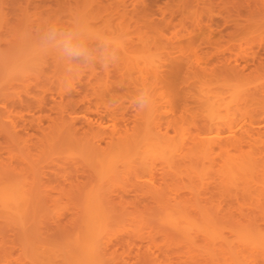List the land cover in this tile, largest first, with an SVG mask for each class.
Returning <instances> with one entry per match:
<instances>
[{"label": "rangeland", "instance_id": "374dc122", "mask_svg": "<svg viewBox=\"0 0 264 264\" xmlns=\"http://www.w3.org/2000/svg\"><path fill=\"white\" fill-rule=\"evenodd\" d=\"M77 16L84 18L93 32L104 31L122 37L120 60L115 66L106 70L97 66L73 77L67 74L64 65L54 55L37 57L33 54V41L25 39V34L34 38L45 23L56 21L67 26ZM232 69L247 72L250 77L237 80L236 77L226 76L225 70L229 74ZM86 84H91L94 90H88L91 88ZM145 86L150 89L151 104L141 111L133 106V98ZM76 89L88 91L93 102L92 109L95 108L94 103L102 108L110 105L114 109V118L100 117L98 125L96 122L99 119L94 113L81 105L74 106L80 98ZM113 94L118 100L113 104L116 105L114 108L112 103L109 104L114 99ZM183 96L187 98L183 99L186 101H181ZM71 102H74L73 106ZM182 102L188 103L190 108L184 109ZM174 103L177 104L176 109ZM57 105L63 107V114ZM117 105L121 108L119 112ZM41 106L49 108L43 112ZM123 114H127L126 118L130 120L127 118L123 123ZM129 116H133L135 121ZM67 119H75L76 126L82 125L84 128L90 122L95 131L99 128L106 134H78L79 140L75 138L72 141V135L67 130L63 132L65 129L61 130ZM33 121L39 122L38 125L42 122L43 132L36 128L37 124L34 126ZM12 126L17 130L22 129L15 136L23 134L22 137L32 138L28 143V139L23 137L27 149L18 146L21 140V143L13 140L12 132L16 130ZM205 126H208L207 131ZM24 127L31 131L24 130ZM256 131L264 133V0H0V166L4 169L5 164L11 172L9 174H13L16 181L11 180L10 185L17 183L15 185L21 188L32 185L31 189L26 190H32L34 186V193L39 192L47 197L36 198L35 205L33 201L24 204L26 208L22 207L23 211L20 212V208L13 206L16 211L11 210V206L6 207L7 204L0 200V211H4L0 213V264H55L57 260L59 264H70L74 261L73 255L80 257L74 250L77 244L75 240L78 244L85 243L86 235L90 232L100 233V237L102 235V240H98L102 245H97V248L106 249L100 248L103 250H100L102 256L104 251L107 252L103 264L107 261V264H216V256L225 257V253L214 252L213 246L218 250L224 247V250L221 249L223 251L229 247L226 258L231 264L242 260L249 261V264H263L264 252L261 254L256 250L259 248L248 244L253 238L256 241L264 237V233H261L264 230V214L258 215L259 210L254 212L264 201V136L255 134ZM112 132L115 134H110ZM215 134L225 137L253 135V139L241 149L212 147L211 152L206 151V155L193 150L201 138ZM98 135L106 137L108 141H104V138L100 141L108 157L106 160L101 158L104 164L103 161L96 162L93 157L94 148L99 144ZM111 135L115 136L113 142L109 143ZM141 137H145L141 139L142 142ZM134 139L136 141L132 143ZM157 150H160L158 155ZM207 152L210 154L207 155ZM234 159L251 164L253 178L248 181L250 186L257 188L250 194H239L246 204L242 208L252 209L251 215H240L239 206L234 201L231 205L236 214L234 212L232 221L228 215L224 219L223 213L229 198L226 197L229 194V191L225 192L226 187H232L229 185L232 182L228 165ZM32 162L37 164V168ZM100 165L102 167L99 168ZM100 169L104 170L103 174ZM88 173L95 175L90 176L94 180L88 179ZM103 175L107 176L106 180L100 179L104 178ZM71 182L73 185L80 182L76 186L87 195L82 193V198L79 195L74 198L78 187L71 189ZM149 185L155 186L164 203L165 200L184 203L193 213L181 216L187 225H182L181 217L171 216L172 212H164L168 216L162 214L163 205L159 207L158 204L163 201L149 198L155 205L150 200H142V190ZM91 190L98 195L100 190L101 196L104 195L108 202L99 197L101 201L97 199V203L94 196V199L89 197L94 195ZM1 193L2 190L0 196H3ZM257 197L262 198L261 203L255 201ZM141 201L147 204L139 203ZM106 203L111 204L108 206ZM200 207L206 209V215H199ZM7 210L11 214L5 218ZM92 210L98 216L89 213ZM216 211H221L222 214L218 215L223 223L220 219L217 222L220 217L215 214ZM15 213L21 217L19 219H23L11 220L13 216L16 217ZM188 216L196 220H189ZM84 218L90 221L94 218V224L90 225L89 220L88 224ZM22 222L23 225L20 224ZM253 222L263 229L260 230L256 224L257 231L249 228L253 227ZM237 225L240 226L235 227ZM178 227L181 229L179 232L176 231ZM214 229L218 230L215 234ZM206 232H209L208 235L212 233L208 236L210 240L203 237L207 236ZM72 234L76 236L73 235L75 239L71 238ZM239 241L240 244L247 241L246 244L255 250L248 246L249 253H246L247 247L238 244ZM39 246L43 250L38 249ZM56 250L61 252L60 255ZM65 250L70 254L72 252V255L68 257ZM51 251L58 254H54L56 258H52ZM206 251L208 255H205ZM255 253L262 256L255 258ZM251 254L256 260L250 263L252 258L248 255ZM245 256L249 258L245 260ZM224 257L220 258L218 264H226Z\"/></svg>", "mask_w": 264, "mask_h": 264}, {"label": "bare ground", "instance_id": "6f19581e", "mask_svg": "<svg viewBox=\"0 0 264 264\" xmlns=\"http://www.w3.org/2000/svg\"><path fill=\"white\" fill-rule=\"evenodd\" d=\"M207 39H208V38H207ZM212 42H213V41H212ZM212 42H211V44H212ZM208 43H209V42H208ZM218 53H220V52H218ZM217 55H218V54H217ZM217 55H216V56H217ZM220 55H221V54H220ZM222 56H223V55H222ZM212 57H214V56H212ZM220 57H221V56H220ZM209 59H210V58H209ZM220 63H221V61H220ZM217 66H218V64H217ZM238 68H239V67H238ZM242 68H243V67H242ZM226 69H227V68H226ZM229 69H231V68H229ZM244 69H245V68H244ZM226 73H227V72H226V70H225V75H226V76H229V77H231V78H233V77L235 78V77H236L235 79L238 78V79H240V80H241V79L243 80V78H246V77L248 76V75H247V72H246V74H245L244 71H242V70H238V69H237V70H235V69L233 70V69H232L231 71H229V74H230V75H229L228 73H227V74H226ZM50 74H51V73H50ZM53 74H54V73H53ZM231 75H232V76H231ZM249 75H251V74H249ZM46 76H47V75H46ZM47 77H48V76H47ZM49 77H50V76H49ZM93 77H94V76H93ZM248 77H250V76H248ZM248 77H247V78H248ZM162 78H163V77H162ZM166 78H167V76H166ZM238 79H237V80H238ZM90 81H91V80H90ZM90 81H88V82H90ZM176 81H177V80H176ZM176 81H175V83H176ZM165 82H166V81H165ZM90 83H91V82H90ZM169 83H170V82H169ZM82 84H83V82H82ZM170 84H171V83H170ZM86 85H88V84H86ZM90 85H91V84H90ZM90 85H88V86L90 87ZM170 86H172V85H170ZM170 86H168V87H170ZM176 86H177V85H176ZM91 87H92V85H91ZM91 87H90V88H91ZM93 88H94V86H93ZM170 88H171V87H170ZM76 90L78 91V94L80 95V98L77 99L78 101L75 102L74 106H76V105H79V107L83 106V107L85 108V110H88L89 112L94 113L98 119H99L100 117H101V118L104 117V118H106V119H107V118H110V117H111V118L113 117L112 114L114 113V109H111V108H110V105H109V106H108L107 104H106L105 106L103 105L104 108H102V107L100 106V104H95V103H94V107H95V108L92 109V108H91V104H92L93 102H92V99L90 98L89 94L87 93L88 91H87V92H80V90H78V89H76ZM88 90H94V89L91 88V89H88ZM77 91H76V92H77ZM170 91H171V90H170ZM185 91H186V90H185ZM76 92H75V93H76ZM171 92H172V91H171ZM92 93H94V91H93ZM115 93H117V92H115ZM78 94H77V95H78ZM184 94H185V92H184ZM79 95H78V96H79ZM111 95H112V94H111ZM173 95H174V94H173ZM177 95L180 96V94H177ZM187 95H188V93L186 94V96H187ZM113 96H114V99H115V94H113ZM184 96H185V95H184ZM184 96H183V98L181 99V101H182L184 98L187 99V98L184 97ZM118 97H119V96H118ZM181 97H182V95H181ZM116 98H117V97H116ZM53 99H54V98H53ZM101 99H102V98H101ZM179 99H180V97H179ZM175 100L178 101V99H175ZM189 100H190V99H189ZM18 101H19V100H18ZM21 101H22V100H21ZM21 101H19V102H21ZM177 101H176V103H177ZM183 101H186V100H183ZM19 102H18V103H19ZM45 102H46V101H45ZM55 102L57 103V101H55ZM55 102H54V103H55ZM24 103H25V102H24ZM61 103H62V102H61ZM61 103H60V104H61ZM71 103H72L71 106H73V103H74V102H71ZM71 103H70V104H71ZM107 103H108V102H107ZM169 103H171V102H169ZM172 103H173V102H172ZM176 103H174V105H175ZM179 103H180V101H179ZM182 103H183V102H182ZM184 103H186V102H184ZM184 103H183V105H184V107H185L184 109H186V108L189 109V108H190V107H189L190 105L188 106V105H187L188 103H187V104H184ZM43 104H44V103H43ZM46 104H47V103H46ZM66 104H67V103H66ZM104 104H105V102H104ZM109 104H111V103H109ZM177 104H178V103H177ZM177 104H176V105H177ZM20 105H21V104H20ZM63 105H64V104H63ZM68 105H69V103H68ZM80 105H81V106H80ZM176 105L174 106L175 109H176V107H177ZM34 106H36V105H34ZM58 106H61V105H57V107H58ZM113 106H116V105H113V104H112V107H113ZM117 106H118V105H117ZM186 106H188V107H186ZM51 107H52V106H51ZM83 107H82V108H83ZM171 107H172V106H171ZM33 108H34V107H33ZM37 108H38V107H37ZM37 108H36V109H37ZM41 108H42L41 110H42L43 112H45V110H46L47 108H49V107L46 108V106H41ZM43 108H44V110H43ZM58 108H59L60 110L62 109V111H61L60 113L63 114V107H62V108H61V107H58ZM58 108H57V109H58ZM65 108H66V107H65ZM65 108H64V109H65ZM82 108H81V109H82ZM84 108H83V109H84ZM113 108H114V107H113ZM119 108H120V107L118 106L117 109H116L117 112H119L118 110L121 111V108H120V109H119ZM36 109H35V110H36ZM38 109H40V107H39ZM177 109H178V108H177ZM188 109H187V110H188ZM124 110H125V109H124ZM126 110H127V109H126ZM126 110H125V111H126ZM180 110H182V109H180ZM187 110H186V111H187ZM36 111H37V110H36ZM112 111H113V113H112ZM186 111H185V112H186ZM188 111H190V110H188ZM122 112H124V111H122ZM122 112H121V115H122ZM183 112H184V111H183ZM47 113H48V112H46V114H47ZM49 113H51V112H49ZM115 113H116V112H115ZM180 114H181V113H180ZM180 114H179V115H180ZM185 114H186V113H185ZM111 115H112V116H111ZM126 115H127V114H123V116L121 117V119H122L121 121H123V123H125L124 121H126V119L128 118V117L126 118ZM128 115H129V113H128ZM128 115H127V116H128ZM181 115H182V114H181ZM42 116H43V114H42ZM49 116H51V114H50ZM51 117H52V116H51ZM129 117H130V116H129ZM183 117H184V116H183ZM62 118H63V117H62ZM72 118H73V117H72ZM113 118H114V117H113ZM130 118H131V117H130ZM38 119H39V118H38ZM43 119H44V118H43ZM54 119H55V118H54ZM128 119H129V118H128ZM131 119L133 120V116H132ZM49 120H50V119H49ZM61 120H62V119H61ZM129 120H130V119H129ZM132 120H131V121H132ZM38 121H39V120H38ZM52 121H53V120H52ZM92 121H93V120H92ZM99 121H100V119L97 120V122H96L98 125H99ZM133 121H135V120H133ZM31 122H32V121H31ZM55 122H56V120H55ZM74 122H75V119H74V121H68V119H67V121H66L65 123H64V120H63V122H62V123H64V124H66V125H63L64 127H62V124H61V127H62L61 130L65 129V131H63V132H66V130H67V131H68L67 133H68L70 136L72 135V137H74V138L71 137V140L73 139L72 141H75V138H77V140H79L78 137H77L78 134H91V133H92V134H93V133H94V134H100V135H101V134H103V135L106 134V133H104V131H103V133H102L101 130H100L99 128L97 129V131H95L94 125H93V124H90V122H89L88 126L85 127V128H84V127H81L82 125H81L80 127H78V125L76 126L77 123H76V122L74 123ZM33 123H34V126L37 124V123H35L34 121H33ZM41 123H42V122L40 121V125H38V124H39V122H38V124H37L38 126L36 125V126H37L36 128H38L39 131L41 130V131L43 132V130H42V126H41ZM87 123H88V122H87ZM55 124H56V123H55ZM82 124H83V123H82ZM23 125H26V124H23ZM50 125H52V124H50ZM56 125H57V124H56ZM20 126H21V125H20ZM28 126H30V124H28ZM59 126H60V124H59ZM50 127H51V126H50ZM52 127H53V126H52ZM54 127H55V126H54ZM56 127H58V125H57ZM95 127H96V126H95ZM98 127H99V126H98ZM206 127L208 128V126H205V131L208 130V129L206 130ZM12 128H13V126H12ZM12 128H11V129H12ZM22 128H23V127H22ZM59 128H60V127H59ZM126 128H127V127H126ZM17 129H18V128H17ZM17 129H15V126H14L13 130H16V131L12 132L13 130H12V131L10 130V131L12 132V136H14V137H12V138H13V140H14L15 142H20V140H21V142H22V143L20 142L21 145H18V144H17V145L20 146V147H23V148H26V149H27V147H26V144H27V143L23 142V141H24V139H23L24 136L22 137L23 134L21 133L22 135H18L19 133L17 132V131L22 130V129H19V130H17ZM26 129H27V130H26ZM28 129H29L28 127H24V130L28 131ZM24 130H23V131H24ZM57 130H58V128H57ZM26 131H24V132H26ZM29 131H31V129H29ZM16 132H17L18 134H16V136H15V133H16ZM24 132H23V133H24ZM27 133H29V132H27ZM37 134H38V133H37ZM110 134H115V133L112 132V133H110ZM255 134H259V135L262 134V135L264 136V133H263V132H260V131H256ZM17 135H18V136H17ZM25 135H26V134H25ZM32 135H33V134H32ZM141 135H144V134H140V136H141ZM33 136H34V135H33ZM113 136H115V135H111V137H109V138H111L110 141H109V143H112V142H113V139H114ZM146 136H147V134H145V137H146ZM7 137H8V135H7ZM15 137H16V138H15ZM25 137H26V136H25ZM25 137H24V138H25ZM28 137H29V136H28ZM100 137H101V138H100ZM142 137H143V136H142ZM142 137L140 138V141H141V139H144V138H145V137H144V138H142ZM147 137H148V136H147ZM8 138H9V137H8ZM12 138H11V139H12ZM14 138H15V139H14ZM102 138H104V141L106 140V137H104V136H99V135H98L99 142H97L98 139L95 140V141H96L97 143H99V144H96V146H95V148H94V151H95L94 154H95V155L93 154V157L96 159V162H97V160H98V162H99V161H101V162L103 161V164H104V162H105L104 160H106L108 157H107V155H106V153H105L104 148H102L101 145H100V144H101L100 141H103ZM109 138H108V139H109ZM148 138H149V137H148ZM148 138H147V139H148ZM11 139H10V140H11ZM26 139H28V140H26ZM26 139H25V140H26L28 143H31L30 141L32 140V138L30 139V138H27V137H26ZM29 139H30V140H29ZM94 139H95V137H94ZM101 139H102V140H101ZM149 139H150V138H149ZM252 139H253V135H246V136H243V135H242V136H239V137H237V136H236V137H235V136H234V137H233V136H231V137H230V136L225 137V136H222V134H215V135H213V136H208V137L201 138L199 141H197V143H196V145L194 146L193 150H194V149H197V152H200L201 155H202V153H205V155H206V151L209 150V152H211L212 147H220V148L222 147V148H223V147L231 146V147H235V148H240V149H241L242 146H243L244 144H246V143L248 144ZM135 141H136V139H134V140L132 141V143H135ZM142 141H143V140H142ZM142 141H141V142H142ZM33 142H34V141H33ZM106 142H108V141L106 140ZM148 142H150V140H149ZM23 143L25 144V147H24V144H23ZM34 143H35V142H34ZM144 143H146V142L144 141ZM156 144H157V143H156ZM50 145H51V144H50ZM108 145H109V144H108ZM145 145H146V144H145ZM145 145H144V146H145ZM147 145H148V144H147ZM149 145H152V144H149ZM145 147H147V146H145ZM150 147H152V146H150ZM150 147H149V149H150ZM153 147H154V146H153ZM92 148H93V146H92ZM28 149H29V148H28ZM102 149H103V150H102ZM156 149H157V148H156ZM158 149H159V148H158ZM28 151H29V150H28ZM103 151H104V152H103ZM158 151H160V150H157V151H156L157 155H158ZM201 151H202V152H201ZM203 151H204V152H203ZM102 152H103L104 154H102ZM209 152H207V155L210 154ZM156 153H155V155H156ZM161 153H162V152H161ZM161 153H159V155H160ZM0 154H1V153H0ZM29 155H30V154H29ZM99 155H100V156L103 155L104 157H103V156H102V157H99ZM150 155H151V154H150ZM203 155H204V154H203ZM97 156L99 157V159H97ZM161 156H163V155H161ZM1 157H2V156H1ZM106 157H107V158H106ZM101 158H104V160H102ZM105 158H106V159H105ZM31 161H32V160H31ZM33 162H34V161H33ZM33 162H32V163H33ZM101 162H100V164H102ZM250 162H251V161H250ZM29 163H30V162H29ZM27 164H28V163H26V165H27ZM33 164H34V163H33ZM35 165H37V164H34V166H35ZM4 166H5V167H4ZM4 166H3L4 169H1L2 167L0 166V179L2 180V181L0 180V190H2V193H1V194L3 195V196H0V197H2V199H0V200H1L4 204H7L6 207H10V206H11V210L14 209L15 207H18V208H20L21 210L17 209V211L19 210L18 212H20V211H23V210H22V207H23V209H24V207H25L24 204L28 205V203H31V202L33 201V202H34L33 205H35V202H36L35 199H36V198H40V197H41V198H45V199L47 198V197H45V196L40 195L39 192H38V193H34V192L32 191L33 188H34V186H33L32 190H26L27 188H28V189H29V188L31 189V186H32V185H30L29 187L26 188L25 185L23 184L25 190H23L24 188H21L19 185H15V184H17V183H13L15 186H14V185H10L11 180H12V181H16V180H13V179H14V178H13L14 176L12 177L13 174H12V175L9 174V173H11V172H9L8 168H6V165H5V164H4ZM28 166H30V165L28 164ZM7 167H9V165H7ZM26 167H27V166H26ZM35 167H36V166H35ZM38 167H39V166H38ZM100 167H102V166L100 165L99 168H100ZM105 167H106V166H105ZM251 167H252V166H251V164H250L248 161H238V160H235V159L232 160V162H230V164L228 165V172L231 173V177H230V179H231V182H232V184H229V185H232V187H231L230 189H229L230 186L226 187V188L229 189V190H227V189L224 187V190L226 189L225 192H226V191H229V192H227V193H229L228 196H226V197H229V198L227 199V198L225 197V198L227 199V200H226V205L228 206V208H227V206H226V211L223 213L224 219H225V218L227 219V217H225V215H228L229 218H231L230 220L233 221V219H234L233 217H234V215L236 214V212H235V210H234L235 208H233V205H231V204H233L234 201H235V203H237L238 206H239V207H237V208L239 209V212L241 213L240 215H243V214H244V215L246 216L247 213H248V216L251 215L250 213H251L253 210L250 209V208H245V209L242 208V207L245 206L246 204H245V202H244V198H243V199H240V198H239V194L242 195L243 193H247V192L250 194L251 192H255V190H256V188H257V187H255V186H253V185L250 186L249 181H248L249 178H253V175H252V174H253V169H251ZM11 168H12V171H13V170L15 171V169H13L14 167H11ZM22 168H23V167H22ZM36 168H37V167H36ZM99 168H98V171H99ZM109 168H112V167L110 166ZM109 168H106V170L109 169ZM26 169H27V168H26ZM26 169H25V170H26ZM28 169H29V167H28ZM28 169H27V171L29 172ZM31 169H33V168H31ZM104 169H105V168H104ZM6 170H8V174H9V175L7 174V171H6ZM21 170H22V169H21ZM36 170H37V169H36ZM100 170H101L100 173L103 174L102 171H104V170H102V169H100ZM111 170H112V169H111ZM111 170H110V171H111ZM22 171H23V170H22ZM110 171H108V172H110ZM24 172H25V171H24ZM92 172H93V174H95L94 171H91V173H92ZM95 172H96V171H95ZM106 172H107V171H106ZM12 173H14V172H12ZM15 173H16V172H15ZM41 173H42V172H41ZM96 173H99V172H96ZM89 174H90V173H88V175H89ZM105 174H106V173H105ZM107 174H108V173H107ZM18 176H19V174H18ZM90 176L93 177V176H95V175H93V176H92V175L87 176L88 179H89ZM15 177H16V175H15ZM91 177H90V179H91ZM98 177H99V176H98ZM103 177H104V175H103ZM96 178H97V176H96ZM99 178H100V177H99ZM106 178H107V176L104 177V178H100V179H103V180L105 179V180H106ZM17 179H18V178H17ZM92 180H94V178H92L91 181H92ZM97 180H98V179H97ZM18 182H19V179H18ZM231 182H230V183H231ZM78 183H80V182H77V184H78ZM77 184H76V185H77ZM21 185H22V183H21ZM76 185H73L72 182H71V184H70L71 189H73V187H78V186H76ZM222 186H223V185H222ZM222 186H221V188H222ZM1 187H4V188L2 189ZM140 187H141V186H140ZM140 187H138V188H140ZM154 187H155V186H154ZM154 187H153V186L151 187V185H149V187L147 186L145 190L143 189V188H145V187L142 188V189H143V190H142V196H140V197L143 198V199H142L143 201H144V200H146V201H147V200H150V201H151V199H149V198H153V199L156 200V198H157V200H159V201H163L162 204L159 203L160 205L157 203L159 207H161V206L163 205V206H162V209H163V210L161 209L162 212H163L162 214H166V215H167V213H164V212L169 211V212H172V215H171V216H176L177 218L181 217L182 215H185V214L190 215V214L192 213L190 210H188V209L185 207L184 203H182V202H176L177 204H178V203L180 204V205H177L176 203H172V202H170V201H166V200H165V203H164V200H162V199H163L162 196H160V195H161L160 192H158V190L155 189ZM217 187H218V186H217ZM217 187H216V188H217ZM91 189H93V187H92ZM133 189H134V188H133ZM89 190H90V189H89ZM136 190H138V189H136ZM83 191H84V190H83ZM87 191H88V190H87ZM91 191H92V190H91ZM93 191H94V190H93ZM93 191H92V193H94V195H90V196H89V194H88V196L91 197V198H93V199H94V197H95V198H96L95 201H96L97 199H98V201H101V200H99V197H100V198L102 197V196H101V195H102V194H101L102 192H100V190H99V193H100V194L98 195L97 193L95 194V191H94V192H93ZM74 192H75V191H73V193H72L71 195H73ZM88 192H89V191H88ZM129 192H130V191H129ZM82 193L86 194V192H82L81 189H80V187H78V189L76 190V192H75V194H74V198H77L76 195H79V196H80ZM92 193L90 192V194H92ZM130 193H132V191H131ZM248 193H247V194H248ZM128 194H129V193H128ZM159 194H160V195H159ZM71 195H70V196H71ZM86 195H87V194H86ZM96 195H97L98 197H97ZM134 195H135V194H134ZM134 195H133V196H134ZM136 195H137V194H136ZM136 195H135V196H136ZM157 195H158V196H157ZM79 196H78V197H79ZM81 196H83V194H82ZM81 196H80V197H81ZM93 196H94V197H93ZM135 196H134V197H135ZM137 196H138V195H137ZM80 197H79V198H80ZM89 197H88V198H89ZM104 197H105V196L103 195V197H102L103 200H106L107 198H104ZM72 198H73V196H72ZM79 198H78V199H79ZM81 198H82V197H81ZM85 198H86V197H85ZM102 198H101V199H102ZM137 199H138V197H137ZM160 199H161V200H160ZM256 199H257V200H255V201H257L258 203H261V202H262V200H261L262 198H260V197L258 198V197H257ZM41 200H42V199H40V201H41ZM86 200H87V199H86ZM103 200H102V201H103ZM157 200H156V201H157ZM263 200H264V199H263ZM84 201H85V200H84ZM98 201H96V202L98 203ZM106 201L108 202V199H107ZM150 201H149V202H150ZM33 202H32V203H33ZM88 202L90 203V201H88ZM91 202H92V201H91ZM103 202H104V201H103ZM103 202H102V203H103ZM137 202H138V200H137ZM147 202H148V201H147ZM147 202H146L145 204H147ZM151 202H152V201H151ZM166 202H168V203H166ZM263 202H264V201H263ZM263 202L261 203L262 205L258 204V205H260V206L258 207V209L255 208V210H254V212H256L257 210H259V211H257V212H260V214H258V215H261V213H262V215L264 214V207H263L264 204H263ZM86 203H87V202H86ZM102 203H101V204H102ZM139 203H143V202L141 201V202H139ZM152 203H153V202H152ZM163 203H164V204H163ZM246 203H247V202H246ZM255 203H256V202H255ZM93 204H94V203H93ZM106 204H107V203H106ZM106 204H104V205H106ZM109 204H111V203H109ZM109 204H107V205L109 206ZM145 204L143 203V205H145ZM149 204L151 205V203H148V205H149ZM153 204L156 205V203H153ZM166 204H168V205H167L168 207L166 206ZM172 204H174V205L176 204V205H175V206H171ZM250 204H251V203H250ZM86 205H87V204H86ZM182 205H183V206H182ZM251 205H252V204H251ZM251 205H250V207L254 206V204H253L252 206H251ZM258 205H257V206H258ZM13 206H15V207H13ZM29 206L32 207V204H30ZM92 206H94V205H92ZM99 206H100V205H99ZM170 206H171V207H170ZM261 206H262V207H261ZM12 207H13V208H12ZM31 207H30V208H31ZM94 207H95V206H94ZM100 207H101V206H100ZM145 207H146V206H145ZM148 207H149V206H148ZM156 207H157V206H156ZM159 207H157V209H159ZM247 207H248V206H247ZM255 207H256V206H255ZM3 208H4V207H3ZM3 208H2V209H3ZM25 208H26V207H25ZM32 208H33V207H32ZM97 208H98V207H97ZM101 208H102V207H101ZM200 208H201V209L198 208L199 215L202 214V213H203V214L207 213V212H206V209H205L204 207H200ZM87 209H88V205H87ZM98 209H99V208H98ZM111 209H112V207H111ZM111 209H110V210H111ZM113 209H114V208H113ZM113 209H112V210H113ZM14 210L16 211V209H14ZM32 210H33V209H32ZM88 210H89V209H88ZM90 210H91V209H90ZM95 210H96V209H95ZM159 210H160V209H159ZM219 210H221V209H219ZM236 210H237V209H236ZM15 211H14V212H15ZM96 211H97V210H96ZM101 212H102V210H101ZM109 212H111V211H109ZM173 212H175L174 215H173ZM234 212H235V214H234ZM0 213H2V211H0ZM3 213H4V211H3ZM3 213H2V214H3ZM89 213H94V214H96V212H94L93 210H92L91 212L89 211ZM218 213H219V215H220L221 211H220V212H219V211H216V213H215L218 217H220V216L218 215ZM7 214H11V213H8V210H7V213L4 214V217H5V218H7ZM99 214H100V213H99ZM168 214H169V213H168ZM175 214H176V215H175ZM179 214H180V216H177V215H179ZM192 214H193V213H192ZM203 214H202V215H203ZM221 214H222V213H221ZM233 214H234V215H233ZM15 215H16V213H15ZM18 215H19V214H18ZM31 215H32V214H31ZM89 215H90V214H89ZM91 215H92V214H91ZM96 215H97V214H96ZM107 215H108V214H107ZM169 215H170V214H169ZM205 215H206V214H205ZM205 215H204V216H205ZM231 215H232V216H231ZM252 215H253V214H252ZM258 215H257V216H258ZM262 215H261V216H262ZM9 216L12 217L13 215H9ZM25 216H26V215H25ZM94 216H95V215H94ZM97 216H98V215H97ZM167 216H168V215H167ZM2 217H3V216H2ZM11 217H10V218H11ZM30 217H31V216H30ZM30 217H29V215H28V218H30ZM84 217H85V215H84ZM176 217H174V219H176ZM188 217H189V218H188L189 220H190V219H191V220L193 219V217H191V218H190V216H188ZM15 218H16V219L18 218L17 220H20V221L23 219V218H22V219H19V218H21V217H20V216L17 217V215H16V217L13 216L11 220L14 221V220H16ZM28 218H27V219H28ZM85 218H86V217H85ZM85 218H84V219H85ZM108 218H109V215H108ZM167 218H169V217H167ZM167 218H164L165 221L167 220ZM182 218H184V217H181V220H182V221H181L180 219H179V221H181L182 225H183V224H186V225H187V223H183L184 221H183ZM201 218H202V217H201ZM229 218H228V219H229ZM250 218H251V217H250ZM256 218H258V217H256ZM259 218H260V217H259ZM8 219H9V218H8ZM24 219H25V218H24ZM30 219H31V218H30ZM97 219H98V218H97ZM101 219H102V218H101ZM103 219H104V218H103ZM103 219H102V220H103ZM106 219H107V218H106ZM169 219H170V218H169ZM194 219L196 220V218H194ZM194 219H193V220H194ZM210 219H211V218H210ZM219 219L221 220V217L218 218L217 222L219 221ZM88 220L90 221V219H88V218H87V220L85 219V221H86L87 223L89 222ZM93 220H94V218L91 219V221H90V222H91L90 225L94 224V223H92ZM104 220H105V219H104ZM177 220H178V219H177ZM206 220H207V219H206ZM235 220H236V219H235ZM253 220H255V218H253ZM94 221H95V220H94ZM201 221H202V220H201ZM7 222H9V221H7ZM15 222H16V221H15ZM29 222H30V220H29ZM83 222H84V221H83ZM96 222H98V221H96ZM96 222H95V223H96ZM171 222H172V221H171ZM190 222H191V221H190ZM199 222H200V221H199ZM202 222H203V221H202ZM204 222H205V223H208V222H206V221H204ZM220 222H222V220H221ZM223 222H224V221H223ZM223 222H222V223H223ZM235 222H236V221H235ZM238 222H239V221H238ZM238 222H237V223H238ZM245 222H246V221H245V219H244V223H245ZM99 223H100V222H99ZM181 223H180V224H181ZM240 223H241V222H240ZM256 223H257V222H256ZM256 223L253 222V225H252L253 227H249V228H253V229H254V228H255V225H254V224H256ZM17 224H18V223H17ZM17 224H16V225H17ZM20 224L23 225L24 223L22 222V223H20ZM88 224H89V223H88ZM96 224H97V223H96ZM168 224H169V222H168ZM192 224L195 225V224H197V223H194V222H193ZM203 224H204V223H203ZM220 224H221V223H220ZM247 224H249V223H247ZM247 224H245L244 226L247 227V226H246ZM16 225H15V226H16ZM98 225H100V224H98ZM172 225H173V224H172ZM186 225H185V226H186ZM188 225H189V224H188ZM190 225H191V224H190ZM207 225L209 226V224H207ZM242 225H243V223H242ZM242 225H241V226H242ZM257 225H258V224H256V226H257ZM96 226H97V225H96ZM177 226H178V225H177ZM196 226H197V225H196ZM199 226H200V224H199ZM201 226H202V225H201ZM210 226H211V225H210ZM239 226H240V225H237V226H235V227H239ZM249 226H250V224H249ZM26 227L28 228V226H26ZM99 227H100V226H99ZM194 227H195V226H194ZM197 227H198V226H197ZM203 227H204V229H205L206 225L203 226ZM235 227H233V229H234ZM257 227L260 229L261 226H260V227L257 226ZM17 228H18V227H17ZM86 228H87V227H86ZM88 228H89V227H88ZM88 228H87V229H88ZM96 228H97V227H96ZM175 228H176V226H175ZM180 228L183 229L184 227L181 226ZM180 228L178 227V229H177L176 231H178ZM189 228H191V227H189ZM210 228H211V227H210ZM212 228H214V227L212 226ZM89 229H90V228H89ZM89 229H88V230H89ZM98 229H99V228H98ZM186 229H187V228H186ZM206 229H207V228H206ZM208 229H209V228H208ZM244 229H245V228H244ZM247 229H248V228H247ZM253 229H250V230H252V232H253ZM262 229H263V228H261L260 230H262ZM180 230H181V229H180ZM216 230H217V229H216ZM216 230L214 229V231H215L214 234L216 233ZM234 230H235V229H234ZM236 230H237V228H236ZM240 230H241V229H240ZM250 230H249V231H250ZM255 230L257 231L256 228L254 229V231H255ZM260 230H258V231H260ZM81 231L83 232V230H81ZM92 231H93V229H92ZM94 231H95V229H94ZM188 231H189V230H188ZM188 231H187V233H188ZM198 231H199V229H198ZM204 231H205V230H204ZM210 231H211V230H210ZM217 231H218V230H217ZM222 231H223V229H222ZM241 231H242V230H241ZM244 231H245V230H244ZM249 231H247V232H249ZM98 232H99V230H98ZM178 232H179V231H178ZM181 232H182V231H181ZM183 232L186 233L185 230H184ZM183 232H182V233H183ZM212 232H213V230H212ZM85 233H86V230H85ZM92 233H93V232H92ZM94 233L97 234L96 232H94ZM184 233H183V234H184ZM202 233H203V232H202ZM204 233H205V232H204ZM204 233H203V234H204ZM206 233H207V236H206V235H205V236L202 235V236H203V237H207V238H206V240H207V239L210 238V237H208V236L211 235L212 233H210L209 235H208L209 232H206ZM257 233H259V232H257ZM261 233H264V230L261 231ZM261 233H259L258 235H260ZM24 234H25V233H24ZM95 234H91V232H90L89 234H87V235H86V240H85L86 242H85V243H84V241L82 242V240H81L82 243L78 244L77 239L75 240L77 244L75 245L76 247L74 248V250L76 249V252H77V254H78L80 257L78 258V256H74V255H73V260H74V261H72L70 264H103V259H105V258H104V255H105L107 252L105 253V251H104V252H103L104 255H103V256L101 255L102 252H100V250L103 249V248H101V247L97 248V245H100V244L102 243V242L99 243V241H98V240H100V239L102 240V238H101L102 235H101V237H100V236H98V234H100V233H98V234H97L98 239H97V237H96ZM188 234H189V233H188ZM188 234H187V235H188ZM214 234H213V235H214ZM236 234H237V233H236ZM238 234H239V233H238ZM246 234H248V233H246ZM249 234H250V233H249ZM255 234H256V233H255ZM73 235H74V234L70 235V236H72L71 238H73ZM217 235H219V232L217 233ZM234 235H235V234H234ZM24 236H27V235H24ZM74 236H75V235H74ZM255 236L257 237V235H254V237H255ZM260 236H261V235H260ZM28 237H29V236H28ZM75 237H76V236H75ZM75 237H74L73 239H75ZM203 237H202V238H203ZM212 237H213V236H212ZM244 237H245V236H244ZM246 237H248V236H246ZM25 238H26V237H25ZM25 238H24V239H25ZM71 238H70V241H71ZM95 238H96V241H95ZM190 238H191V237H190ZM213 238H214V237H213ZM224 238H225V237H224ZM224 238H223V239H224ZM236 238H237V236H236ZM236 238H234V240H235ZM242 238H243V237H242ZM248 238H249V237H248ZM81 239H82V238H81ZM237 239H238V238H237ZM255 239H256V238H255ZM83 240H84V239H83ZM206 240H203V241L206 242ZM209 240H210V239H209ZM215 240H218V239H215ZM215 240H214V241H215ZM37 241H38V240H37ZM67 241H69V240H67ZM70 241H69V242H70ZM240 241H241V240H240ZM240 241H239V243H238V242H235V243L240 244ZM95 242H96V243H95ZM212 242H213V241H212ZM220 242H222V241H220ZM43 243H44V242H43ZM67 243H68V242H67ZM73 243H74V241H73ZM215 243H216V242H215ZM217 243H218V242H217ZM217 243H216V244H217ZM222 243H224V242H222ZM222 243H221V244H222ZM227 243H228V242H227ZM246 243H247V241H246L245 243L242 242V244H240V245H242V246L245 244V245H244L245 248L247 247V252H246V253H249L248 250H249L250 246H249L248 244L250 243V245H252L255 249H256V248L262 249V251L259 250V249H256V250L259 251L260 253L262 252L261 254H263V252H264V237H260V239H259V240L256 239V241H255L254 238H253V241L248 242V244H246ZM70 244H71V243H69V245H70ZM216 244H214V245H216ZM219 244H220V243H219ZM224 244H225V243H224ZM224 244H223V245H224ZM29 245H30V244H29ZM29 245H28V246H29ZM37 245H38V244H37ZM95 245H96V246H95ZM101 245H102V244H101ZM101 245H100V246H101ZM207 245H208V244H207ZM209 245L212 246L213 244L211 245V243H210V241H209ZM223 245H218V247L223 246ZM225 245L227 246V244H225ZM231 245H232V244H231ZM240 245H239V246H240ZM33 246H34V245H33ZM66 246H67V245H66ZM228 246H229V244H228ZM248 246H249V248H248ZM40 248H41V246L38 247V249H40ZM69 248H70V246H69ZM71 248H72V246H71ZM100 248H101V249H100ZM202 248H203V247H202ZM208 248H209V247L207 246L206 250H208ZM213 248L215 249L214 252L217 250V251H222L223 253H225V257H224V255H223V256H221V255H220V256H218V255L216 256V254H215L216 258L218 257L217 259H219V261H218L217 259H216V260H217V261H216V260H215V257H212V258H214L216 264H218V262H220V258H221V257H224L223 259H225V258L227 257V256H226V250H227V249L229 250V247H227V249H225V251H223V250H224V249H223L224 247H220V250H218V249L215 248L214 246H213ZM230 248H231V247H230ZM235 248H236V246H235ZM251 248H252V247H251ZM251 248H250V249H251ZM47 249H48V248H47ZM221 249H223V250H221ZM243 249H244V248H243ZM252 249H253V248H252ZM255 249H253V250H255ZM40 250H43V249L41 248ZM51 250H52V249H51ZM66 250H67V249H66ZM66 250H65L64 252H66ZM68 250H69V249H68ZM70 250H71V249H70ZM103 250H106V249H103ZM103 250H101V251H103ZM203 250H204V249H202V251H203ZM232 250H234V249L232 248ZM253 250H252V252H254ZM38 251H39V250H38ZM56 251L59 252L58 254L60 255L61 252L58 251V250H56ZM217 251H216V253H217ZM235 251H236V250H235ZM243 251L245 252V250H243ZM250 251H251V250H250ZM51 252L53 253L52 258L55 257L54 254H57V253H56V252L54 253L53 251H51ZM252 252H250V253H252ZM259 252H258V253H259ZM47 253H48V251H47ZM66 253H67V255L69 254L68 257L72 255V252H71V254H70L69 252H66ZM66 253H65V254H66ZM74 253H75V252H74ZM223 253H222V254H223ZM230 253H233V251L230 252ZM236 253H238V252H236ZM58 254H57V255H58ZM65 254H63V255H65ZM209 254H210V253H209ZM218 254H220V252H219ZM252 254L254 255V253H252ZM252 254H251V255H248L249 257L251 256V258H252V259H250V263H251V260H253V259H254L253 261L255 262V260H256L255 258H259V256L261 255V254L259 255V254L255 253V254H257V255H256L255 258H254ZM205 255H208V252H207V251H206V254H205ZM233 255H234V254H233ZM240 255H241V254H240ZM242 256H244V255L242 254ZM246 256H247V254H246ZM246 256H245V260H246V258H247ZM257 256H258V257H257ZM261 256H262V255H261ZM57 257H59V256H57ZM66 257H67V256H66ZM105 257H106V256H105ZM209 257H210V256H209ZM230 257H231V255H230ZM249 257H248V258H249ZM263 257H264V256H263ZM38 258H39V257H38ZM47 258H49V256H48ZM55 258H56V257H55ZM74 258H75V259H74ZM227 258H228V257H227ZM227 258H226V259H227ZM248 258H247V259H248ZM58 259H59V258H58ZM68 259H69V258H68ZM207 259H208V257H207ZM210 259H211V258H210ZM261 259H263V258H260V260H261ZM50 260H51V262H52V259H51V258H50ZM36 261H37V260H36ZM57 261H58V262H56V263L54 262V263H55V264H59L60 261H59V260H57ZM62 261H63V260H61V263H62ZM66 261H67V260H66ZM104 261H106V259H105ZM147 261H149V260H147ZM211 261H212V260H211ZM238 261H239V260H238ZM242 261H243V262H242ZM242 261H240V262L237 263V264H249V261H248V263H247L246 261L244 262V260H242ZM262 261H263V260H262ZM64 262H65V261H64ZM35 263H36V262H35ZM107 263H108V261H107ZM107 263H104V264H107ZM147 263H148V262H147ZM221 263H223V260H222ZM227 263H230V264H231V262H228V259H227L226 264H227ZM258 263H259V262H258ZM50 264H51V263H50ZM67 264H68V262H67ZM219 264H220V263H219ZM223 264H224V263H223ZM232 264H235V263H232ZM263 264H264V263H263Z\"/></svg>", "mask_w": 264, "mask_h": 264}, {"label": "clouds", "instance_id": "9594fccd", "mask_svg": "<svg viewBox=\"0 0 264 264\" xmlns=\"http://www.w3.org/2000/svg\"><path fill=\"white\" fill-rule=\"evenodd\" d=\"M25 39L33 41L35 56L54 55L64 65L67 74L73 77L97 66L109 69L120 60L122 37L104 31L93 32L80 16L75 17L67 26L49 21L38 30L34 38L25 34ZM110 103L116 104L118 100L113 99ZM150 104V89L142 87L133 98V106L143 111Z\"/></svg>", "mask_w": 264, "mask_h": 264}]
</instances>
